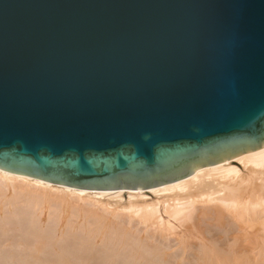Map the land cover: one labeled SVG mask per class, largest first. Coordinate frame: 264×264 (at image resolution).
I'll list each match as a JSON object with an SVG mask.
<instances>
[{
  "label": "water",
  "instance_id": "obj_1",
  "mask_svg": "<svg viewBox=\"0 0 264 264\" xmlns=\"http://www.w3.org/2000/svg\"><path fill=\"white\" fill-rule=\"evenodd\" d=\"M264 147V0H0V170L146 190Z\"/></svg>",
  "mask_w": 264,
  "mask_h": 264
},
{
  "label": "bare ground",
  "instance_id": "obj_2",
  "mask_svg": "<svg viewBox=\"0 0 264 264\" xmlns=\"http://www.w3.org/2000/svg\"><path fill=\"white\" fill-rule=\"evenodd\" d=\"M0 180L12 191L9 196L0 192V232L13 231L16 239L21 238L30 253L26 258L29 264H178L179 258L171 255L167 245L170 237L185 251L187 239L204 241L211 227L218 229L223 239L236 232L243 235L242 241L251 242L254 235L264 240V147L146 190H79L3 170ZM145 193L156 201L147 200ZM4 204L15 210L7 219L1 217ZM105 214L117 221H110ZM249 235L253 236L247 238ZM210 236L212 239V233ZM208 246L198 248L199 264L247 261L230 248L225 253L219 249L223 246ZM261 253L263 260L262 249Z\"/></svg>",
  "mask_w": 264,
  "mask_h": 264
},
{
  "label": "rangeland",
  "instance_id": "obj_3",
  "mask_svg": "<svg viewBox=\"0 0 264 264\" xmlns=\"http://www.w3.org/2000/svg\"><path fill=\"white\" fill-rule=\"evenodd\" d=\"M2 180H0V182H1ZM3 182L4 181H2L1 183H0V192H2V194H3V196H6V194H7V196H9L11 193H12V191H11V188H7L6 189V187H5V182H4V184H3ZM2 184H3V187H2ZM148 191V190H147ZM124 192H126V191H124ZM146 192V191H145ZM145 196H146V199L147 200H149L150 198V200H153L154 198H153V196L151 197L150 196V194H148V193H145L144 194ZM127 197V195L126 194H123V199H125ZM155 201H156V199H154ZM153 200V201H154ZM159 201H161L162 199L161 198H159L158 199ZM87 203H90V202H87ZM11 211L12 212H14L15 210L14 209H12V207H9L8 205H5L4 204V206H3V208H2V210H1V217L3 218V219H7L8 218V216H9V214L11 213ZM106 215V214H105ZM22 216V215H21ZM108 218H109V220L110 221H117V219H115V218H113V217H111V216H109V215H106ZM124 218H127L126 216H124V215H122ZM21 218V217H20ZM43 221H45V220H47V212L46 211H44V214H43ZM166 219V218H165ZM171 223H172V225H177V223L176 222H174V221H170ZM212 233V236H213V238L211 239L210 237V234ZM211 233L210 234H205V239H204V241H201L198 237H196L197 238V240L196 239H193V240H191V239H187V243H188V245H187V247L185 248V251H184V249H183V251H182V249H181V247H179V246H177L176 247V242H177V240L174 238V237H170V240H168L167 241V245L170 247V253H172L171 255L174 257V258H179V259H177V263L179 264V263H181V264H189V263H192V264H199V262H198V255H197V253H199V251L200 250H198V248L200 249V247L202 246V244H203V246H208L209 248H212L213 246L215 247V248H218V247H220V246H223L222 248L220 247L219 249H222L223 251H225V253L227 252V248H230V251L232 252V253H234V254H238V256L240 255L241 257H244V258H246L247 259V261H246V263L247 264H249L250 262L253 264V261L256 259L257 261H256V263L255 264H264V258H263V256H262V258H263V260L261 259V255H263V253H261V249H262V251H264L263 250V248H264V246H261V244L263 243V245H264V240L263 241H261V239L259 238V237H256L255 235H254V238L252 237L253 235H249L247 238H251L250 239V241L251 242H255V244H252V246L250 245V243L251 242H248V240H246V241H242V240H245V238H243V235L241 234V233H239V234H236V232H234V233H229V236H227V237H225V239H223L224 238V236H221L220 234H219V231H218V229H216V228H213V227H211ZM218 234V235H217ZM241 234V235H240ZM5 235V236H4ZM207 235V236H206ZM209 235V236H208ZM232 235H233V238H232ZM15 233L13 232V231H9V232H6V233H2V232H0V264H29V263H27L26 262V258H28L29 256H30V253L26 250V249H24L25 247H24V245H23V243H21V238L18 240V238L16 239L15 237ZM217 236V237H216ZM230 237V238H229ZM207 238V239H206ZM210 238V239H209ZM236 238V239H235ZM258 238V240L260 241V242H262L261 244H260V242L257 240V244H256V239ZM199 239V240H198ZM209 239V240H208ZM213 239H214V241H213ZM216 239V240H215ZM228 239V242H229V244H227L228 242H226V240ZM231 239H232V241H231ZM238 239V240H237ZM241 239V240H240ZM208 240V241H207ZM235 242H234V241ZM236 240H237V242H236ZM254 240V241H253ZM210 241H212V242H210ZM221 243H220V242ZM208 244H206V243ZM239 242V243H238ZM245 242V243H244ZM235 243V244H234ZM247 243H249V244H247ZM201 244V245H200ZM205 244V245H204ZM215 244V245H214ZM234 244V245H233ZM237 244V245H236ZM213 245V246H212ZM217 245H220V246H217ZM251 246V248L249 247V246ZM5 246V247H4ZM233 246V248L231 249V247ZM237 248H236V247ZM241 248H240V247ZM246 246H248V247H246ZM253 246H254V249H259L258 250V253H257V250H256V253H255V250L253 249ZM257 246H260L261 248H257ZM225 247H226V249H225ZM243 247H245V248H243ZM240 248V249H239ZM24 249V250H23ZM186 249H188L187 251H186ZM234 249V250H233ZM247 249V250H246ZM251 250V252L252 253H254V254H256V255H254V254H251V252H249L250 250ZM254 251H253V250ZM241 250V251H240ZM243 250V251H242ZM249 250V251H248ZM22 251V252H21ZM180 251V252H179ZM198 251V252H197ZM260 251V252H259ZM27 252H28V254H27ZM179 252V253H178ZM184 252V253H183ZM186 252H187V254H186ZM188 252L190 253V256L188 255ZM231 252H229V254L231 253ZM236 252H238V253H236ZM248 252V253H247ZM244 253V254H243ZM245 253L247 254L246 256H245ZM19 254V255H18ZM23 254V255H22ZM179 254H180V256H179ZM249 254L251 255V257L253 256L254 258H251L250 256H249ZM184 257H182V256ZM197 255V257H194V256H196ZM243 255V256H242ZM188 256V257H187ZM256 256V257H255ZM25 258V259H24ZM181 258V259H180ZM262 260H260V259ZM182 259H183V261H182ZM184 259H186V260H184ZM249 259H251V260H249ZM252 259H254V260H252ZM194 260V261H193ZM259 260V261H258ZM15 261V262H14ZM186 261V262H185ZM193 261V262H192ZM25 262V263H24ZM188 262V263H187ZM255 262V261H254ZM258 262V263H257ZM261 262V263H260ZM245 263V264H246ZM250 263V264H251Z\"/></svg>",
  "mask_w": 264,
  "mask_h": 264
}]
</instances>
